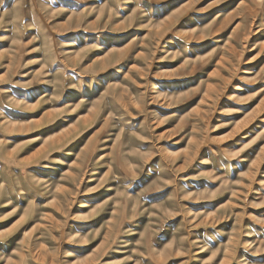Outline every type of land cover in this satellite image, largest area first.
I'll list each match as a JSON object with an SVG mask.
<instances>
[{"label": "rangeland", "instance_id": "374dc122", "mask_svg": "<svg viewBox=\"0 0 264 264\" xmlns=\"http://www.w3.org/2000/svg\"><path fill=\"white\" fill-rule=\"evenodd\" d=\"M0 264H264V0H0Z\"/></svg>", "mask_w": 264, "mask_h": 264}]
</instances>
